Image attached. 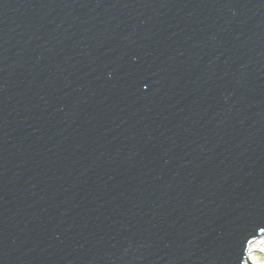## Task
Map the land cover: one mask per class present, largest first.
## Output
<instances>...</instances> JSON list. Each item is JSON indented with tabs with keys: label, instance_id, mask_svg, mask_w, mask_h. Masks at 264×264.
<instances>
[{
	"label": "water",
	"instance_id": "obj_1",
	"mask_svg": "<svg viewBox=\"0 0 264 264\" xmlns=\"http://www.w3.org/2000/svg\"><path fill=\"white\" fill-rule=\"evenodd\" d=\"M261 237L264 0H0V264H245Z\"/></svg>",
	"mask_w": 264,
	"mask_h": 264
},
{
	"label": "bare ground",
	"instance_id": "obj_2",
	"mask_svg": "<svg viewBox=\"0 0 264 264\" xmlns=\"http://www.w3.org/2000/svg\"><path fill=\"white\" fill-rule=\"evenodd\" d=\"M264 245V238L261 237L258 240H255L253 243H251L248 247V252H247V260L251 263V264H257L254 260V252L259 251L260 246ZM247 260H245V264L247 263ZM259 264V263H258Z\"/></svg>",
	"mask_w": 264,
	"mask_h": 264
},
{
	"label": "rangeland",
	"instance_id": "obj_3",
	"mask_svg": "<svg viewBox=\"0 0 264 264\" xmlns=\"http://www.w3.org/2000/svg\"><path fill=\"white\" fill-rule=\"evenodd\" d=\"M253 256L257 264H264V245L260 246L259 251L254 252Z\"/></svg>",
	"mask_w": 264,
	"mask_h": 264
},
{
	"label": "built area",
	"instance_id": "obj_4",
	"mask_svg": "<svg viewBox=\"0 0 264 264\" xmlns=\"http://www.w3.org/2000/svg\"><path fill=\"white\" fill-rule=\"evenodd\" d=\"M264 238V237H263Z\"/></svg>",
	"mask_w": 264,
	"mask_h": 264
}]
</instances>
